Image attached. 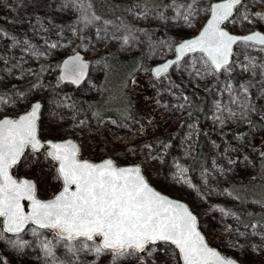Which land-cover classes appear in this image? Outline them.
Segmentation results:
<instances>
[{
	"label": "rangeland",
	"instance_id": "obj_1",
	"mask_svg": "<svg viewBox=\"0 0 264 264\" xmlns=\"http://www.w3.org/2000/svg\"><path fill=\"white\" fill-rule=\"evenodd\" d=\"M13 1L15 6L0 0V17L21 33L14 38L0 30V98L4 101L0 118L16 117L40 100L42 139L73 137L81 145V159L109 157L117 165H141L155 188L188 203L210 244L242 264H264V223L253 221L241 227L235 209L240 200L232 191L243 186L250 211L257 215L264 211V158H260L264 132L259 133L250 121L259 115L264 123L262 48L238 44L229 70L222 72L205 63L202 54H195L155 78L152 67L174 55L177 41L202 27L207 19L203 7L209 0H168L161 9L148 0H120L129 8L112 23L94 18V0ZM261 16L264 0H248L226 27L237 33L264 32ZM159 29L163 34H157ZM82 48L91 60L88 79L80 86L63 83L62 60ZM106 54H116L121 61L136 60L126 84L124 75L115 81V73L107 71ZM101 86L104 91L99 94ZM20 87L25 90L18 91ZM99 95L100 106H117L120 99L130 107V117L108 116L97 128L90 126L86 116L78 118L68 97ZM193 100L203 101L199 113L190 111ZM169 134L168 142L155 149L152 139ZM201 141L206 164L192 174L189 163ZM46 151L27 149L12 169L17 178L35 179L41 198H50L62 188L58 165ZM34 228L30 225L22 234L10 235L0 218V252L6 264H181L178 251L169 243L151 244L141 253L119 257L111 252L97 256L80 250L83 239H58L48 229L33 235ZM17 240L24 246H14ZM42 242H49L51 254ZM95 243H100L99 238Z\"/></svg>",
	"mask_w": 264,
	"mask_h": 264
},
{
	"label": "snow or ice",
	"instance_id": "obj_2",
	"mask_svg": "<svg viewBox=\"0 0 264 264\" xmlns=\"http://www.w3.org/2000/svg\"><path fill=\"white\" fill-rule=\"evenodd\" d=\"M242 7L243 0L211 4L206 9L211 18L200 34L175 49L179 57L201 52L207 58L205 63H210L215 70H229L232 48L238 41L264 45V34L260 32L241 37L229 34L222 27L233 10L239 11ZM247 18L245 15L244 19ZM176 62L154 69L155 75L159 77ZM87 67L76 54L64 62L61 80L79 84ZM0 103H4L2 98ZM40 109L41 104L37 102L18 118L0 119V217L4 218V231L20 233L31 223L36 226L33 235L38 234V229H48L58 239L83 238L80 250L94 251L97 256L110 251L119 257L129 250L144 251L150 244L164 242L179 249L184 264H237L209 248L197 229L196 216L185 204L154 190L139 166L118 167L111 159L92 163L78 158L79 149L72 141H43L37 123ZM29 148L33 152L47 149L46 155L59 163L63 186L50 200L37 199L33 182L17 181L10 174V169ZM22 200L31 202V212L25 213ZM97 238L100 243H95ZM14 246L24 245L17 240ZM42 247L51 254L49 242H42Z\"/></svg>",
	"mask_w": 264,
	"mask_h": 264
},
{
	"label": "trees",
	"instance_id": "obj_3",
	"mask_svg": "<svg viewBox=\"0 0 264 264\" xmlns=\"http://www.w3.org/2000/svg\"><path fill=\"white\" fill-rule=\"evenodd\" d=\"M215 0H209L206 5L203 7V11L207 14L206 18L208 17L209 11H206V9L209 8L212 2ZM248 0H244V4ZM150 5H152L153 8L161 9L163 5L167 4L168 0H148L147 1ZM10 4L15 6V2L13 0H10ZM256 5V4H255ZM258 5V3H257ZM158 6V7H157ZM128 5H126L124 2H121L120 0H94L92 3V9L96 17L102 22H108L112 23L120 19L122 13L128 9ZM4 19V20H3ZM0 30L7 32L10 36H20L21 33L18 31H15L11 28V25L8 21V19L1 18L0 17ZM163 31L159 29L157 31V34L161 35ZM179 41H177L173 47L176 46V44ZM252 46V45H251ZM84 48L81 49V52L84 53ZM104 61L106 63V69L107 71H113L115 73V81L116 78L119 77L120 74L126 78L125 84L128 81V78L133 71V69L136 68V60L130 59L127 61H121L116 54H106L104 56ZM122 69V70H120ZM106 71V72H107ZM129 71V72H128ZM128 72L129 75L126 77V73ZM107 73H105L106 76ZM251 83L253 82L250 81ZM249 82L248 87H250L251 83ZM239 82L234 77V84H238ZM116 88V87H115ZM18 91L23 92L25 89L20 87L17 89ZM104 88L101 86L100 93H103ZM69 101L72 103L77 117L86 116L89 119V124L92 128H97L100 126L102 120L105 117L113 116L116 117L118 120H127L130 117V107H125L123 102L119 99L116 101L118 104L117 106H112V103L105 104L103 106H100L99 104V97L96 98H75V97H68ZM123 99V96H121ZM115 103V102H114ZM202 104L203 101H196L193 100V106L191 108V113L200 112L202 110ZM264 111V110H263ZM261 117L259 115H253L250 118L251 124L255 126L257 131L259 133L264 132V123L260 119ZM172 135H164L158 138L152 139L153 145L155 149L161 148L166 142H168V139H170ZM205 152L203 149L202 141L199 143L197 154L194 156V158L189 163V168L192 172V174L196 173L201 167L205 166L206 164V158L204 157ZM261 160H263V157H260ZM260 160V161H261ZM262 162V161H261ZM260 165V164H259ZM243 186L234 187L232 191H234V194L237 195V197L240 200V205H238L235 209L239 213L240 218V225L241 227L248 226L253 221H259L264 223V211L260 214H253V212L250 211V209L246 206L247 199L244 197L245 191ZM262 192H264V189H262ZM132 250H129L128 252H131ZM0 264H6L3 256L0 252Z\"/></svg>",
	"mask_w": 264,
	"mask_h": 264
},
{
	"label": "water",
	"instance_id": "obj_4",
	"mask_svg": "<svg viewBox=\"0 0 264 264\" xmlns=\"http://www.w3.org/2000/svg\"><path fill=\"white\" fill-rule=\"evenodd\" d=\"M224 2V0H215L214 2H212L211 4H214V3H223ZM243 4H244V0H243ZM236 12H237V10L236 9H234L233 10V14H232V16L231 17H229V20H227V21H225L224 22V24L222 25V27L226 30V31H228L229 32V34H231V35H236V36H241V37H243V36H248V35H251L252 33H254V32H260L261 34H264V32L263 31H261V30H254V31H252V32H248V33H237V32H233V31H231L230 29H228L227 27H226V24L229 22V21H231L232 20V18L235 16V14H236ZM211 18V14H210V12H209V16L207 17V19H206V21L204 22V24L202 25V27L199 29V31L195 34V35H193V36H190V37H188V38H184V39H182L181 41H179L177 44H176V46H175V49L179 46V44L180 43H183L184 41H186V40H190V39H194V38H196L199 34H200V32L202 31V29L206 26V24H207V22H208V20ZM240 43H244V44H248V45H252V46H255V47H259V48H264V45H259V44H257V43H255V42H244V41H238L236 44H234L233 45V48H232V56L230 57V59H229V65H231V63H232V61H233V57H234V54H235V48H236V46L238 45V44H240ZM76 54H79L81 57H82V59H83V61L85 62V63H87V65H88V67H87V69H86V74H85V76H84V78H83V80L79 83V84H73L70 80H61V76L64 74L63 73V64H64V62L66 61V60H68L69 58H71L72 56H74V55H76ZM195 54H202L204 57H206L203 53H201V52H195V53H187V54H185L184 56H182V57H179V54L175 51V53H174V55H172V56H170V57H167L166 59H164L163 61H161V62H158V63H156L153 67H152V74L154 75V77L155 78H160V77H162V76H164V75H166V74H168L170 71H171V69L177 64V63H179V62H181V61H183L185 58H187V57H189V56H192V55H195ZM172 61H178V62H176V63H171V66L168 68V70L166 71V72H164V73H162L159 77H157L156 75H155V72H154V69H156V68H158V67H162L164 64H167V63H169V62H172ZM90 68H91V60L89 59V58H87V56L83 53V52H81V51H76V52H74L73 54H70V55H68V56H66L63 60H62V62H61V64H60V73H59V78H60V80L63 82V83H69V84H72V85H75V86H80V85H82L87 79H88V77H89V74H90ZM224 69H220V70H216V72H222ZM37 102H39L40 104H41V109H40V113H39V120H38V128H39V136H40V120H41V117H42V109H43V103L40 101V100H36V101H34L32 104H31V106L33 105V104H35V103H37ZM31 106H30V108L28 109V110H26V111H24V112H22L21 114H19V115H23V114H25L27 111H30L31 110ZM18 115V116H19ZM18 116H16V117H11V116H4V117H2V118H0V119H3V118H5V117H8V118H13V119H15V118H18ZM41 138V137H40ZM42 139V138H41ZM43 141H53V142H65V141H72L77 147H78V149H79V159H81L80 158V155H81V145H80V143L75 139V138H73V137H70V138H66V139H58V140H55V139H46V140H44V139H42ZM27 150V149H26ZM26 150H25V152H26ZM43 149H41L40 151H42ZM39 151V152H40ZM25 152H24V155H25ZM23 155V156H24ZM23 156L20 158V160H19V162L22 160V158H23ZM107 159H111V158H105V159H102V160H99V161H91V160H89V159H81V160H87V161H90V162H92V163H101V162H103L104 160H107ZM111 160H113V159H111ZM54 161V160H53ZM18 162V163H19ZM54 162H56V161H54ZM113 162L116 164V162L113 160ZM17 163V164H18ZM57 163V170H58V168H59V163L58 162H56ZM16 164V165H17ZM16 165H14L13 167H15ZM117 165V164H116ZM118 167H132V166H139L140 167V169H141V174L143 175V177L145 178V180H146V182L154 189V190H156L157 192H159V193H161L162 195H165V196H167V197H169L170 199H173V200H176V201H179L180 203H183V204H185L187 207H188V209L193 213V215H195L196 216V218H197V229H198V231L201 233V235L204 237V240H205V242H206V244L208 245V247L209 248H211V249H213V250H215L216 252H218V253H220V255L221 256H223V257H226V258H229V259H232V260H234V261H236L237 262V264H242L238 259H236V258H234V257H232V256H227V255H225L217 246H214V245H212V244H210V242L208 241V239H207V237H206V235L203 233V231L201 230V228H200V219H199V216L191 209V207L188 205V203H186L185 201H183V200H181V199H179V198H175V197H172V196H170V195H168V194H166V193H163V192H161V191H159L157 188H155L149 181H148V179L146 178V176L144 175V173L142 172V167H141V165H139V164H129V165H117ZM13 167L10 169V174L13 176V178H15L17 181H21V180H29V181H31V182H33L34 184H35V186H36V197H37V199H40V200H45V201H47V200H50V199H52V198H54V196L62 189H60L54 196H52V197H50V198H41V197H39L38 195H37V183H36V181H35V179H33V178H29V177H21V178H17V177H15L14 175H13V173H12V169H13ZM59 174V173H58ZM63 186V185H62ZM74 187V186H73ZM21 204H22V206H23V209H24V211H25V213L27 214V213H29V212H31V202L30 201H28V200H22L21 201ZM0 218H2L3 219V222H4V218L3 217H0ZM30 225H32L31 223H29L28 225H26L25 226V228H24V230L23 231H21L20 233H8V232H6L7 234H10V235H19V234H22L23 232H25L26 231V229L30 226ZM3 229H4V223H3ZM50 231H52V230H50ZM53 232V231H52ZM54 233V232H53ZM83 238H80L79 240H82ZM100 240V239H99ZM157 243H164V242H157ZM156 243V244H157ZM169 244H171V243H169ZM151 245V244H150ZM172 246H174L175 247V249L178 251V254H179V257H180V261H181V264H184V261H183V259H182V255H181V253L179 252V249L178 248H176V246L175 245H173V244H171ZM149 247V245L148 246H146V248H145V250L147 249ZM144 250V251H145ZM108 252H110V251H108ZM139 253H141V252H143V251H138ZM112 253V252H111Z\"/></svg>",
	"mask_w": 264,
	"mask_h": 264
}]
</instances>
